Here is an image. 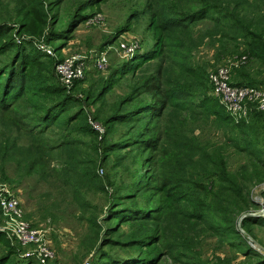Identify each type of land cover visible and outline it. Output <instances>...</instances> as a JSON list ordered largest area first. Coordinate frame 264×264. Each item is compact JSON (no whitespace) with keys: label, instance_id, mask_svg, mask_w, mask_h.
Wrapping results in <instances>:
<instances>
[{"label":"trees","instance_id":"obj_1","mask_svg":"<svg viewBox=\"0 0 264 264\" xmlns=\"http://www.w3.org/2000/svg\"><path fill=\"white\" fill-rule=\"evenodd\" d=\"M152 2L155 5L152 7V16L160 22L158 24L160 35L154 47L145 49L143 53L137 51L130 62L117 66L110 78L119 81V77L133 71L130 78L133 85L128 88L130 92L119 102L114 104L105 102V96L112 87L109 81L90 104L93 106L100 99L103 100L97 108L94 119L106 117L105 123L108 126L128 122L136 117L139 119V114L146 115L147 121L142 126L140 132L142 139L139 141L143 144L140 145L153 148L164 141V145L161 146L165 147L164 155H167L166 160L171 170L169 166L164 165L163 171L156 177H152V174L148 177H138L124 194L112 198V207L107 218L110 225L106 227L109 232L100 239L104 226L97 224L95 220L94 224L92 223L93 230L88 240L94 239V244L98 239L103 241L93 264H153L154 259H150V256L147 259L143 257L141 249L143 246L154 244L155 239L164 240L167 245L169 241L167 229L176 226V223L173 224L174 219L170 220L171 216L168 215L175 214L176 211H181L186 216L192 215L198 218L203 216L205 230L212 231L246 257H257L258 260L252 261L251 264H264V257L250 245L249 237H246L236 225L238 217L251 213L252 206L259 205L252 199L251 186L264 181L262 151L258 148V142L252 139L254 132L242 127L243 122L240 124L234 122L216 96L214 99L202 96L201 90L207 86L202 82L200 84L195 82L197 80L195 77L201 75L199 70L189 62L185 52H179L181 49L191 52L192 48L198 46L207 36H218L221 44L231 42L236 49L239 38H248L249 53L260 63L262 70L259 73L264 75V0H161L160 3L153 0ZM201 24L204 25V32L199 28ZM9 33L7 24H1L0 55L11 53L9 57L0 61V110L3 113L7 112L8 115L17 116L8 124L9 127L7 125V129L0 133L1 167L7 165V159H13L19 182L37 175L40 180L58 184L57 187H60L62 192H70L71 189L74 192V188H79L81 191L83 187L89 189L96 187L97 184L88 170L74 171L67 165V160L76 162L73 167L79 168L82 165L81 160H73L76 158L74 152L79 149L80 140L72 138L69 131L75 134L80 132L97 134L90 124L83 125L81 129L72 126L74 119L87 121L85 108L76 111L68 121L58 124L63 131V135L58 140L48 139L50 130L58 127L55 123L59 115L68 109V101L75 100L82 105L80 98L69 95L67 91L70 88L62 82L61 85L51 84L43 77L28 71L26 62L31 54L26 51L27 48L23 46L25 44L8 42ZM244 79L248 83L233 80L232 83L260 85L249 70L246 71ZM79 81L81 80L76 81L71 88ZM28 89L36 94L45 92L47 95H61V98L53 100L43 94L40 97L47 103L50 101V104L34 105L36 112L27 115L14 110V105L25 96ZM146 94L151 97L150 100L138 101ZM34 101L35 99L32 100ZM86 101L89 102L87 99ZM135 101L137 104L131 110H122ZM109 110L111 112L106 114ZM250 112L254 130L264 133V111L253 107ZM194 115L198 116L199 120L216 116L214 119L224 128L226 137L228 132L232 133L228 138L234 141L233 143L236 142L238 151L240 153L248 151L249 156L256 160L252 163L255 167L249 170L243 164L240 166V171L229 169L222 144L208 145V139L203 140L195 133L193 122L188 123L190 117L196 122ZM167 117L168 123L164 125L163 121ZM108 131L104 137L107 136ZM21 141L24 143L21 144ZM130 141L137 142L136 138L134 140V137H130L121 142H106L104 147L116 150L121 144L127 146L126 143ZM56 151L59 153L56 154ZM68 152L70 155L64 160L62 156ZM55 157L64 162L60 169L51 166ZM5 179L10 178L5 175ZM180 189L181 192H178ZM152 190L165 193L162 202L155 204L154 200H149L148 205L139 204V199ZM204 191L211 192L210 200L202 194ZM80 193L75 191L73 198L78 199L75 194L79 196ZM196 197L200 198L201 204L207 206L215 216L220 217L221 221L216 222L208 215L191 210L187 203H191ZM118 223L132 224L131 232L113 236L121 231L120 225L116 228ZM144 223L147 224L145 227L142 226ZM250 225H264L263 216L250 214L245 216L241 226L248 234H253ZM153 229L155 231H152ZM2 236L7 238L6 234L0 232V239ZM178 238L184 239L182 234ZM177 239L174 244V237L173 240L171 238V248L174 250L180 246ZM109 245L115 251L103 249ZM8 247L7 253L0 254V264H41L34 257H18L16 250L9 244ZM133 249L139 251L136 253ZM116 250L125 253L120 254L121 252Z\"/></svg>","mask_w":264,"mask_h":264},{"label":"rangeland","instance_id":"obj_2","mask_svg":"<svg viewBox=\"0 0 264 264\" xmlns=\"http://www.w3.org/2000/svg\"><path fill=\"white\" fill-rule=\"evenodd\" d=\"M152 1L0 0V25L5 23L7 28L10 29V40L8 42L15 41L17 44H25L23 46L31 54L26 62L27 70L34 72L35 75L41 78L43 77L46 82L51 84L61 83L56 72V63L60 60L73 55L90 56L92 52L101 50L110 52V64L106 70H98L94 66L93 59H87L85 77L76 83L77 85L73 88L69 87L70 89L67 91L69 95L79 97L82 105L75 100H69L67 103L68 109L59 115L55 123L58 127L50 130L48 135L49 140H58L63 135V131L58 124L68 121L72 115H75L76 111L85 108L84 114L88 116L87 121L74 119L72 126L81 129L83 125L90 124L97 134L90 135L88 132L75 134L69 131L72 138L80 140L78 142L79 149L74 152L76 158H73V160H81L82 165L79 168L73 167L76 162H69V160H67V165L70 169L73 168L74 171L88 170L97 184L96 187L91 189L83 187L81 191L79 188H74V192H81L80 197L75 194L78 197V199H75L73 198L74 192L72 189L70 192H62L59 189L60 187H57L58 184H52V181L40 180L37 175L27 177L19 182L17 178L18 171L14 166V162H12L13 159H7V165L4 168L1 167L0 161V183L8 184L15 195L20 198L25 210V218L30 225L33 228L43 229L47 232L46 238L55 253V256L49 260V264H86L88 261L93 264L97 258L98 249L103 242L100 241L101 236L104 237L106 232H109L106 227L110 225L107 218L110 215L112 198L124 194L138 177H148L149 174L156 177L159 172L163 171L162 166L166 165L170 168L166 160L167 155H164L165 147L161 146V144L164 145V141L153 148L140 145L143 144L139 141L142 139L140 135L142 126L147 121L146 115L139 114V119L136 117L128 122L108 126L105 123L106 117H101L98 120L94 119L97 108L103 100H96L98 103L93 106L90 104L109 81L112 87L105 96V102L114 104L130 92L128 88L133 85L130 80L133 71L128 75L119 77V81H113L110 78L117 66H121V64L134 57L125 56L126 54L120 49L119 44L121 42H138L140 53L154 47L156 39L160 35L158 30L160 22L152 16V7L155 6ZM157 1L160 3L161 0ZM203 27V24L199 25V28H202L201 32L205 31ZM248 42V38H239L238 49H236V46L231 42L228 44L223 43V46L218 36H207L198 46L192 48L191 52L183 49L179 51L185 52L189 62L199 70L201 75L195 77L197 78L195 82L198 84L202 82L207 86L204 89L201 88L204 98H215L208 76L210 72L220 67H228L231 80L236 82L248 83L244 76L246 77V71L249 70L251 75L260 83V85L251 86L264 89V75L259 73L262 66L249 53L250 45ZM10 53L0 55V61L9 57ZM43 94L53 100L61 98V95H47L45 92L36 94L33 90L28 89L25 96L14 105V110L27 115L35 113L34 105L47 106L50 104V101L47 103L45 99L43 100L40 97ZM34 99L35 101L32 102ZM143 99L150 100L151 97L146 94L138 101L141 102ZM136 104L137 101L126 105L122 110H131ZM108 112L110 113L111 110L107 111L106 114H109ZM6 113L0 110V133L7 129V125L17 116ZM227 114L234 122H239L238 124L243 122L242 127H247L250 132H254L252 139L258 142V148L262 151L264 158V133L254 130V123L251 122V112L248 111V114L242 117L232 115L228 111ZM194 117L196 122L190 117L192 120L188 118V123L192 124L193 122V126L196 128L195 133L201 136L203 140L208 139V145L220 146L222 144L229 169L236 172L240 171V166L243 164L249 170L255 167L252 163L256 160L249 156L248 151H242L241 153L238 151L236 142L233 143L234 141L232 142L228 138L232 133L228 132L226 137L224 128L220 127L214 119L216 116L205 120H199L198 116L195 115ZM90 119L93 120L94 124L101 125L103 131L95 128ZM163 122L166 125L168 117ZM107 131L108 134L104 137ZM65 133L68 134V132ZM130 137H134V140L136 138L137 142L130 141L126 143L127 146L121 144L116 150L112 148L109 150L104 147L106 142H121ZM20 143L22 144L24 141ZM55 153L58 154L59 151ZM69 155L68 152L62 157L66 160ZM61 164L63 165L64 162L62 163L58 157L52 159L51 166L60 169ZM5 175L10 179H5ZM251 191L252 199L259 204L253 205L251 210H253V213L261 212L260 214L264 218V181L252 185ZM178 192H181V189ZM164 194L157 190L148 191L139 199V204L148 205L149 200H154L153 203L155 204L162 202ZM202 194L208 200L212 197L211 192L204 191ZM200 200L196 197L187 205L191 210L208 215L216 222L221 221V218L215 216L207 206L201 204ZM168 216H171L170 220L173 221L174 219L173 224L176 223V226L167 229V235L169 236L167 245L164 240L155 239L154 244L147 247L143 246L141 249L143 257L147 259L150 256V259H154L153 264H251L252 261L256 262L258 260L254 256L246 257L212 231L205 230L202 221L203 216L200 218L192 215L186 216L181 211H176L175 214L170 213ZM241 217H238L236 221L237 227L244 230L243 234L246 237L248 236L256 241L247 238L250 245L264 257V249L257 245L258 243L264 248V225H250L253 234H248L241 226ZM94 220L97 224L104 226V230L101 231L100 239L96 244H94V239L88 240L92 234ZM3 222L4 217L0 214V227ZM119 225L121 231L113 236L116 237L121 233L131 232L132 224L118 223L116 228ZM146 225L144 223L142 226L145 227ZM184 230L187 231L184 232ZM152 231H155V229ZM0 232L3 231L0 230ZM180 234L184 239H177ZM176 235L178 236L176 237ZM173 237L174 244L176 239L177 242H180V246L175 250L171 248V238L173 240ZM8 244L16 250L20 258H28L25 256L35 253L37 249L36 244L24 245L18 240H10L8 237L4 238L2 236L0 239V254L8 252ZM103 249L115 251L110 245ZM133 250L136 253L139 251L137 249ZM117 252L121 251L118 250ZM122 253L125 252L120 254Z\"/></svg>","mask_w":264,"mask_h":264},{"label":"built area","instance_id":"obj_3","mask_svg":"<svg viewBox=\"0 0 264 264\" xmlns=\"http://www.w3.org/2000/svg\"><path fill=\"white\" fill-rule=\"evenodd\" d=\"M119 45L125 56L129 57L134 56L140 49L138 42L135 41L121 42ZM109 53L108 50H101L92 52L90 56L67 57L56 63V72L62 84L71 87L76 81L85 77L87 59H93L94 66L98 70H106L110 64ZM230 76L228 67L217 68L208 76L213 94L226 110L232 115L241 117L247 115L253 107L264 110V89L246 84H233ZM90 121L95 128L103 131L101 125L94 124L92 119ZM0 213L4 217L0 230L10 240H18L24 245H37L36 252L25 257H34L41 264H49L55 253L46 238V230L33 228L30 225L25 218V210L20 198L6 183H0Z\"/></svg>","mask_w":264,"mask_h":264},{"label":"water","instance_id":"obj_4","mask_svg":"<svg viewBox=\"0 0 264 264\" xmlns=\"http://www.w3.org/2000/svg\"><path fill=\"white\" fill-rule=\"evenodd\" d=\"M260 213H261V212H260ZM260 213H257V212L253 213V212H251V213H248V214H250V215H261ZM248 214H244V215H242V217H241V219H240V223L242 222V219H243L245 216H247ZM241 231L244 232L243 229H242ZM249 239H250V240L252 239V241H255L253 238H250V237H249ZM255 242H256V241H255ZM257 245L260 246L262 249H264L260 244L257 243Z\"/></svg>","mask_w":264,"mask_h":264}]
</instances>
